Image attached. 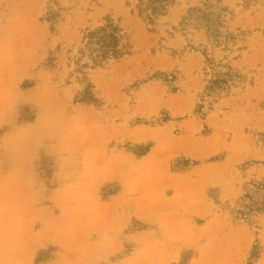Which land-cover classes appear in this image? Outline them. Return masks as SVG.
<instances>
[{"label":"rangeland","instance_id":"1","mask_svg":"<svg viewBox=\"0 0 264 264\" xmlns=\"http://www.w3.org/2000/svg\"><path fill=\"white\" fill-rule=\"evenodd\" d=\"M223 1L235 11L231 29L248 32L247 48L209 53L227 56L247 81L204 101L214 76L208 40L181 22L207 0H177L156 26L138 16V0H0V63L21 69L15 111L29 129L13 141L9 179L39 135L36 206L87 212L82 254L64 264H264V5ZM109 14L133 31L134 54L89 72L98 105L76 103L83 87L69 78L71 60L83 32ZM23 193L0 189V211L24 203ZM62 255L38 245L33 264H63Z\"/></svg>","mask_w":264,"mask_h":264},{"label":"trees","instance_id":"2","mask_svg":"<svg viewBox=\"0 0 264 264\" xmlns=\"http://www.w3.org/2000/svg\"><path fill=\"white\" fill-rule=\"evenodd\" d=\"M177 0H138L137 13L147 25L156 26L160 19L166 17L170 10L176 5ZM264 5V0H243V7L250 10L256 6ZM57 12L50 10L48 21L50 31L56 32ZM235 17V11L224 3L223 0H207L202 6H195L188 10L182 18V31L190 29L202 31L207 37L209 46H205L204 55L206 64L212 70L214 76L209 81L206 93L207 98L217 97L221 92L230 90L235 86L246 83L247 76L235 68L228 60H219L209 52L220 49L222 52H241L247 48L246 40L248 32L242 28L231 29V23ZM122 18L113 14L107 15L103 23L96 27L87 28L83 32V46L73 56L70 68L72 69L69 78H75V82L82 85L83 89L78 92L75 102L85 105H98L100 99L95 92L96 86L90 78V71L106 69L112 62H120L134 54L135 42L132 40V32L129 33L122 27ZM61 46H58V50ZM175 76L173 75V79ZM173 79H166L172 83ZM170 80V81H169ZM70 83V82H68ZM176 90V87L173 89ZM204 106H200V112ZM199 112V111H198ZM151 145L136 152L138 156H144L150 151ZM259 248L253 249L252 257L256 258ZM47 259L44 260L46 263ZM36 263H40L38 257Z\"/></svg>","mask_w":264,"mask_h":264},{"label":"crops","instance_id":"3","mask_svg":"<svg viewBox=\"0 0 264 264\" xmlns=\"http://www.w3.org/2000/svg\"><path fill=\"white\" fill-rule=\"evenodd\" d=\"M20 73L21 69L18 67L3 66L0 63V130L4 127L11 128L10 132L0 134V189L9 190L16 184L19 188H24L25 199L24 203L18 202L14 207L0 211V264H33L37 246L44 244L58 246L63 250V264L66 260L74 262L82 254V245L88 239L84 226L87 212H74V207L71 206L66 208V215L61 217L54 206H36L33 189L36 179L35 164L40 156L39 135L32 139L27 159L22 164L26 166L19 171L16 179H9L12 170L7 166L10 165L7 159L13 150V141L19 133L29 131L18 125L15 111L19 100L23 98L19 93ZM7 96L10 100L5 101ZM71 187L73 185L65 188ZM4 195L6 197L7 193ZM76 220L80 223L75 222ZM37 223L40 228L36 231L34 226ZM143 237H147V234L138 235L139 239Z\"/></svg>","mask_w":264,"mask_h":264}]
</instances>
